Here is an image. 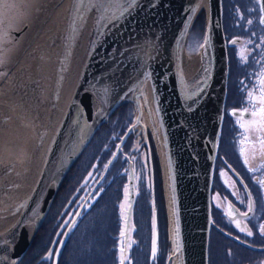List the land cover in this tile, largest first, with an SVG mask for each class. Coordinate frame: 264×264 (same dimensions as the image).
I'll return each mask as SVG.
<instances>
[{
  "label": "water",
  "instance_id": "1",
  "mask_svg": "<svg viewBox=\"0 0 264 264\" xmlns=\"http://www.w3.org/2000/svg\"><path fill=\"white\" fill-rule=\"evenodd\" d=\"M53 1L0 2V89L14 74L21 53ZM196 1L143 0L132 11L131 18L116 30L111 26V11L104 16V10L97 14L92 32L89 29L90 40L85 50L97 40L98 34L92 37L97 28L106 29V35L102 42H96L97 49L86 70L82 71L80 84H76L74 91L58 108L61 117L57 130L54 135L53 132L48 134L42 146L43 156L33 188L19 208L14 206L18 216L16 223L0 234V264L21 262L45 222L65 177L101 124L109 120L117 107L131 101L133 112H137L132 128H141L145 136L148 129L153 131L159 157L165 165L167 203L176 237L170 260L176 258L178 264H209L210 232L214 224L212 187L225 118L230 58L223 24V0H205L208 18L201 51L209 52L211 57L210 88L205 104L198 112L197 109H186L176 80L174 55L188 52L190 24L197 16L191 8ZM82 24L81 17L79 33L83 36L88 25L83 27ZM77 43L74 37L70 39L61 73L67 68L70 52ZM144 77L151 79L152 108L148 107L144 89L141 88L140 97L128 93L140 85ZM55 81L52 79V86L48 89L53 97V108L57 107L61 89V86L57 89L58 82L54 84ZM30 139L32 150L37 140L34 135ZM128 186L131 207L127 209V236L135 203L132 164ZM64 243L65 239L62 245Z\"/></svg>",
  "mask_w": 264,
  "mask_h": 264
},
{
  "label": "rangeland",
  "instance_id": "2",
  "mask_svg": "<svg viewBox=\"0 0 264 264\" xmlns=\"http://www.w3.org/2000/svg\"><path fill=\"white\" fill-rule=\"evenodd\" d=\"M235 2L239 3V0ZM244 12L241 7H236L227 0L225 5L223 3V17L229 40L244 37L242 43L229 49L230 88L233 90L242 87L241 93H237L242 100L258 85L256 74L258 75L260 68H264V31L260 22H255L251 16L247 19ZM207 18L204 9L192 21L189 39L194 37L195 44L188 48L191 49L190 53L196 51L205 40ZM255 46L260 50L256 51ZM44 81V76L39 74L38 65L29 63L20 71L21 85L33 83L38 86ZM130 115L134 121L137 112ZM4 123L10 131L1 141L0 160L17 154L21 161L31 151L32 140L25 136L29 132L14 119H7ZM146 123L150 126L148 118ZM103 132L102 130L92 139L65 177L33 248L19 264H120L122 255L127 257L124 264H178L176 258L170 260L176 237L167 203L165 165L161 156L158 154L159 175L157 169L152 172L146 170L147 176L142 179L137 171L135 203L127 236L129 171L126 163L119 165L126 162L127 156L135 162L129 153H141V158L137 157L136 163L145 164L146 150L142 149V145H139L141 141L133 133L117 160L110 162L111 155L116 150V145L112 143L116 132L105 133L104 136ZM12 148L16 153L10 152ZM109 163L111 168L108 167ZM103 179V185L97 189ZM87 199L84 210L81 211ZM121 205H124L123 209ZM70 225V233L65 238ZM64 239L65 243L62 245Z\"/></svg>",
  "mask_w": 264,
  "mask_h": 264
},
{
  "label": "bare ground",
  "instance_id": "3",
  "mask_svg": "<svg viewBox=\"0 0 264 264\" xmlns=\"http://www.w3.org/2000/svg\"><path fill=\"white\" fill-rule=\"evenodd\" d=\"M142 1L54 0L40 27L36 29L26 44L18 59L20 63L17 69L12 72L14 74L8 77L4 83L5 85L3 84L4 87L0 89V144L3 136L10 131V129L5 127L4 121L7 119L16 120L20 127L29 132L25 136L34 135L37 144H34L33 149L27 156H23L21 161L17 154L6 156L0 160V234L11 228L18 220L14 209L17 206L19 208L26 201L30 190L33 188L37 172L39 171L37 167L43 156L42 146L45 145L48 134L53 132L54 135L55 130H57V124L61 117H59L61 110L58 111V108L62 107L69 95L74 91L76 84H80L86 65L89 64L97 49L95 48L96 42H102L106 35V29L97 28L95 35L92 36L95 38L96 34H98L97 40L92 42L89 48L85 50L90 40L89 29L92 32L97 14L100 13V10H104L105 12L102 13V16H104L105 13L111 11L113 13L111 26L116 30L121 28L131 18L132 11ZM204 7L205 0H197L192 5L191 11L194 10V14L198 15L199 12L204 10ZM79 11L83 12L82 16ZM81 17L83 19L82 26L88 25L83 36L79 33ZM73 37L74 40L78 41L77 47H72L71 56L66 63L67 68L65 67L66 69L61 73L62 61L66 49L70 47L69 41ZM191 44L192 46L195 44L194 37L187 44V49ZM190 52L191 49L183 55L176 52L174 55V67L180 89V97L186 109H197L198 112L205 104L210 88L211 57L209 52L204 53L203 50L201 51V46L196 51L193 50V53ZM29 63L39 66V74L44 76L45 80L42 86L37 87L33 83L26 86L19 83L20 71ZM52 79L53 81L56 79L54 84L58 82L57 89L61 86L56 108H53V97L48 92ZM141 88L144 89L148 107L152 108L151 99L153 98L154 100V93L150 77H144L143 81H140V85L134 87L128 93L140 97ZM131 104L132 106L134 105L133 103ZM106 122L108 121L101 124L99 129ZM10 152L16 153V150L12 148ZM11 209L14 212L13 214ZM36 237L32 243L30 242L31 245L25 255L33 248Z\"/></svg>",
  "mask_w": 264,
  "mask_h": 264
},
{
  "label": "flooded vegetation",
  "instance_id": "4",
  "mask_svg": "<svg viewBox=\"0 0 264 264\" xmlns=\"http://www.w3.org/2000/svg\"><path fill=\"white\" fill-rule=\"evenodd\" d=\"M227 1L236 7H241L245 11L247 19L251 16L255 22H260L261 29L264 31V0H239V3H236L235 0ZM223 3L225 5V0ZM223 24L226 35L224 17ZM226 38L228 51L235 44H240L244 40V37L229 40L227 35ZM255 49L256 51L260 50L258 47ZM256 76L257 84H259L261 77L264 76V68H260ZM241 90L243 88L240 86L233 90L228 86L225 118L219 139L212 187L211 203L214 224L210 236L209 264H264V231H262L264 229V185L257 182L258 179L264 180V168L259 167V161L262 159L259 155L255 159L252 158L253 150L259 152L260 149L257 139L260 133L254 132L249 125L250 119L255 120L258 117H250L253 109L248 106V97L242 100L237 95V93H241ZM254 94L259 95L258 92ZM230 96L232 97L230 98ZM132 108L131 103H125L118 107L97 134L102 130L104 131L103 136L105 133L116 132V137L112 140L113 145H116V150L111 155L110 162H112L117 160L119 154L125 149V143L135 133L137 139L141 141L139 145H142V149L146 150V163H136V158H141L139 156L141 153L133 155L129 153L135 162L127 156L126 162H122L119 166L126 163L130 172L132 164L136 182L137 171L143 177L142 179L147 176L146 170L152 172L157 169L158 175L160 174L159 148L155 134L151 129H148L145 136L141 128H132L134 123L130 115L133 111ZM245 109L246 111H244ZM233 112H236V115H233ZM238 118L240 123L245 124V128L240 127V123L237 122ZM245 158L249 160L247 165L244 163ZM110 165L109 163L108 167ZM249 167L258 170L252 172L249 171ZM103 183L104 179L97 189ZM87 201L88 199L84 202L81 211L84 210ZM241 227L253 234L247 235L246 231L240 230Z\"/></svg>",
  "mask_w": 264,
  "mask_h": 264
},
{
  "label": "snow or ice",
  "instance_id": "5",
  "mask_svg": "<svg viewBox=\"0 0 264 264\" xmlns=\"http://www.w3.org/2000/svg\"><path fill=\"white\" fill-rule=\"evenodd\" d=\"M2 2V0H0ZM235 43V41H233ZM258 92L259 95H255L254 93ZM248 106L253 109V111L250 113V117H258V119L249 120V125L251 126L252 130L254 132L260 133L258 136V142L260 144L259 152H257L255 149L252 153V158L255 159L257 155H259L262 159L259 161V167L264 168V76L261 77L259 84L253 88L252 91L248 92ZM246 111V109L244 110ZM233 115H236V112H233ZM243 115V112L241 113V116ZM238 123H240V119L238 118ZM241 128H245L244 123H240ZM247 132V129H246ZM243 152V149L241 150ZM244 163L247 165L249 164V160L245 158ZM257 168L249 167V171L255 172L257 171ZM257 182L261 185H264V180H257ZM128 196V192L126 190V197ZM124 205H121V208L123 209ZM131 205L129 204V208ZM239 227V225H237ZM241 231H246L247 235H252L253 233L249 230H246L244 228H240ZM264 231V229H262ZM123 235V233H122ZM124 249H121V252L123 253ZM153 254L155 255V247L153 249ZM51 255V254H50ZM125 259H127L126 256H121L120 264H124Z\"/></svg>",
  "mask_w": 264,
  "mask_h": 264
},
{
  "label": "trees",
  "instance_id": "6",
  "mask_svg": "<svg viewBox=\"0 0 264 264\" xmlns=\"http://www.w3.org/2000/svg\"><path fill=\"white\" fill-rule=\"evenodd\" d=\"M229 86H230V84H229ZM133 112V111H132Z\"/></svg>",
  "mask_w": 264,
  "mask_h": 264
}]
</instances>
